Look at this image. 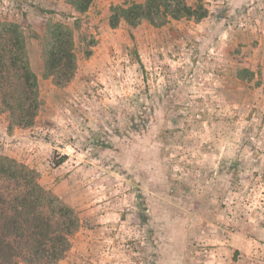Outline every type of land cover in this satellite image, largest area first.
I'll list each match as a JSON object with an SVG mask.
<instances>
[{
  "label": "rangeland",
  "instance_id": "obj_1",
  "mask_svg": "<svg viewBox=\"0 0 264 264\" xmlns=\"http://www.w3.org/2000/svg\"><path fill=\"white\" fill-rule=\"evenodd\" d=\"M124 1L79 15L66 0H0V21L29 34L79 16L95 40L58 87L29 39L38 122L11 131L1 115L0 154L82 203L95 245L69 264H264V0H185L208 15L112 28Z\"/></svg>",
  "mask_w": 264,
  "mask_h": 264
},
{
  "label": "trees",
  "instance_id": "obj_2",
  "mask_svg": "<svg viewBox=\"0 0 264 264\" xmlns=\"http://www.w3.org/2000/svg\"><path fill=\"white\" fill-rule=\"evenodd\" d=\"M66 1L79 15L93 2ZM155 15L200 19L208 10L194 9L185 0H125L111 6L109 24L117 28L125 22L136 27L147 20L159 25ZM82 28L79 16H73L72 22L50 20L41 32L30 34L20 21H0V114L6 115L8 130L34 127L42 105L29 39L40 46L43 77L64 87L76 77L80 53L92 55L95 40L80 36ZM238 76L245 79L242 69ZM40 177L37 169L0 154V264H58L72 248V239L82 226L79 212L44 186Z\"/></svg>",
  "mask_w": 264,
  "mask_h": 264
},
{
  "label": "crops",
  "instance_id": "obj_3",
  "mask_svg": "<svg viewBox=\"0 0 264 264\" xmlns=\"http://www.w3.org/2000/svg\"><path fill=\"white\" fill-rule=\"evenodd\" d=\"M1 115H3V114H0V117H1ZM4 117H6V116H4ZM5 120H7V119L5 118ZM18 129L22 130L21 128H13L12 130L17 131ZM69 189H70V187H69ZM59 196L61 198H63L66 203H68V204L70 203L71 205L76 206L75 208L79 212V215L81 217L82 211H81L80 208H83L82 203H80L79 201L74 203V197L71 194H69V195L64 194V195H59ZM80 204H81V206H79ZM77 206H79V207H77ZM100 216H106V215H100ZM81 219H82V226L80 227L79 231L74 235V237L72 239V248H71L70 252L58 264H69V259H70L69 257L70 256L74 257L73 256L74 250L75 249L76 250H78V249L81 250L82 245H84L87 248H92V246L95 245L96 236L94 234V229L92 227L93 224L88 225L87 227H85L83 225V218L81 217ZM74 240L77 242L78 245L77 244L75 245V243L73 242ZM75 246H76V248H75Z\"/></svg>",
  "mask_w": 264,
  "mask_h": 264
}]
</instances>
